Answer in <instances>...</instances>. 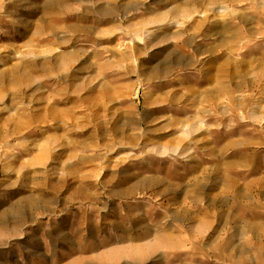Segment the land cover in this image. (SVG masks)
<instances>
[{"label":"rangeland","instance_id":"rangeland-1","mask_svg":"<svg viewBox=\"0 0 264 264\" xmlns=\"http://www.w3.org/2000/svg\"><path fill=\"white\" fill-rule=\"evenodd\" d=\"M0 264H264V0H0Z\"/></svg>","mask_w":264,"mask_h":264},{"label":"bare ground","instance_id":"bare-ground-1","mask_svg":"<svg viewBox=\"0 0 264 264\" xmlns=\"http://www.w3.org/2000/svg\"><path fill=\"white\" fill-rule=\"evenodd\" d=\"M167 71V70H166ZM142 254V253H141Z\"/></svg>","mask_w":264,"mask_h":264}]
</instances>
